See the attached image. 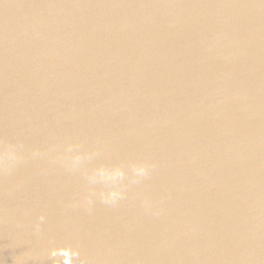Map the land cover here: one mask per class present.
I'll return each instance as SVG.
<instances>
[{"label":"water","instance_id":"95a60500","mask_svg":"<svg viewBox=\"0 0 264 264\" xmlns=\"http://www.w3.org/2000/svg\"><path fill=\"white\" fill-rule=\"evenodd\" d=\"M0 264H264V0H0Z\"/></svg>","mask_w":264,"mask_h":264}]
</instances>
